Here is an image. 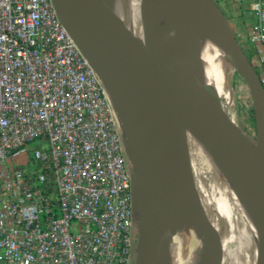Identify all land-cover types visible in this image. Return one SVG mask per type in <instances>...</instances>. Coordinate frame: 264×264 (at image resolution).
Wrapping results in <instances>:
<instances>
[{"label": "built area", "instance_id": "built-area-1", "mask_svg": "<svg viewBox=\"0 0 264 264\" xmlns=\"http://www.w3.org/2000/svg\"><path fill=\"white\" fill-rule=\"evenodd\" d=\"M264 86V0H214ZM131 176L104 83L53 0H0V264H131Z\"/></svg>", "mask_w": 264, "mask_h": 264}, {"label": "water", "instance_id": "water-1", "mask_svg": "<svg viewBox=\"0 0 264 264\" xmlns=\"http://www.w3.org/2000/svg\"><path fill=\"white\" fill-rule=\"evenodd\" d=\"M60 20L102 79L129 134L137 173L130 174L136 216L142 192L135 264H160L170 229L178 227L194 192V172L182 122L191 124L234 169L255 214V263L264 264V86L214 0H194L218 22L228 48L252 94L256 140L237 132L206 96L176 32L174 0H163L162 19L152 0L149 14L165 41L179 79L143 53L126 35L106 0H53ZM207 264H225L220 233Z\"/></svg>", "mask_w": 264, "mask_h": 264}, {"label": "bare ground", "instance_id": "bare-ground-1", "mask_svg": "<svg viewBox=\"0 0 264 264\" xmlns=\"http://www.w3.org/2000/svg\"><path fill=\"white\" fill-rule=\"evenodd\" d=\"M108 7L118 20L130 40L146 55L179 79L169 49L149 14L145 0H106ZM162 19L166 16L163 0H152ZM176 32L179 34L184 51L190 59L202 90L209 100L220 110L226 121L240 132L239 125L220 109L221 98L230 106L233 103L231 77L238 64L232 56L222 29L209 12L200 8L194 0H174ZM107 92L112 104L114 100ZM115 115L123 133L125 127L117 109ZM182 129L190 147L199 152L205 149L206 159L216 176L226 182L238 203L247 228L255 235V214L249 193L234 169L212 148L206 138L187 122ZM193 168H195L192 161ZM233 194V195H234ZM194 192L191 195L193 201ZM195 199V198H194ZM185 205L178 227L170 229L165 241L164 252H170L160 264H207L205 258L214 242V236L198 229L199 219L194 217L195 207ZM243 222V221H242ZM255 247V241L254 245ZM165 255V254H164Z\"/></svg>", "mask_w": 264, "mask_h": 264}, {"label": "rangeland", "instance_id": "rangeland-1", "mask_svg": "<svg viewBox=\"0 0 264 264\" xmlns=\"http://www.w3.org/2000/svg\"><path fill=\"white\" fill-rule=\"evenodd\" d=\"M236 72H238V69L233 68L231 86L234 101L232 105L229 106L225 99L221 98L220 109L239 125L240 130L244 134L255 141L256 121L252 94L246 82L238 80L235 84L233 83V77ZM111 105L118 126L120 140L124 149L127 168L132 175L137 173L138 170L131 140L125 124L124 134L117 121L115 115V109L117 108L115 104L111 103ZM188 149L191 161H193L195 165V168H193L194 196L190 205L195 207L193 213L194 217L200 218L197 228L204 231L201 223L203 218H205L207 222L220 233L223 240L225 264H256L254 254L255 247L253 246L254 238L251 231L247 228L246 222L238 208V203L233 190H231L229 185L213 172L212 166L204 154L209 153L208 149H205L206 152L204 153L202 150L199 152L195 147H190L189 144ZM141 204L142 192L139 190L136 201L134 227L135 243L131 264H135L136 260L138 222L141 216ZM167 249L170 250V247H167ZM168 250L163 252L162 259H164L168 252H170Z\"/></svg>", "mask_w": 264, "mask_h": 264}, {"label": "trees", "instance_id": "trees-1", "mask_svg": "<svg viewBox=\"0 0 264 264\" xmlns=\"http://www.w3.org/2000/svg\"><path fill=\"white\" fill-rule=\"evenodd\" d=\"M238 80L245 82L244 78L239 72H236L233 77V83L235 84Z\"/></svg>", "mask_w": 264, "mask_h": 264}]
</instances>
